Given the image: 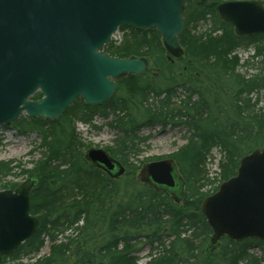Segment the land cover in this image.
I'll return each instance as SVG.
<instances>
[{"label":"trees","instance_id":"1","mask_svg":"<svg viewBox=\"0 0 264 264\" xmlns=\"http://www.w3.org/2000/svg\"><path fill=\"white\" fill-rule=\"evenodd\" d=\"M185 2V27L179 37L184 53L180 58L169 59L156 29L141 31L123 26L122 41H112L104 54L122 60L146 58L150 64L147 73L119 78L114 98L101 107L78 99L57 121L24 116L15 123L14 129L20 134L37 133L41 140L37 149L44 150L31 170H22L35 181L30 193L31 214L39 219V227L0 264H69L73 257L74 264H138L137 254L146 245L152 251L147 264L264 263V243L260 241L236 243L224 237L212 243V230L200 212L203 201L218 191L202 193L211 182L202 175L203 162L214 148L224 155L221 183L237 174L243 156L264 149V111L253 113L252 105L243 98L254 89L264 88V73L246 80L236 71L239 59L235 55L238 47L256 44V55L260 56L264 35L238 37L233 26L217 13L223 0ZM209 20L211 34L195 36L197 25ZM220 31L221 35H212ZM151 67L166 84L149 76ZM178 88L189 93L180 105H174ZM41 98L37 93L32 100ZM98 114L115 117L110 126L117 130L116 148L107 151L127 169L118 180L83 157L84 145L75 124L91 125ZM180 125L187 128L190 137L185 147L169 157L184 182L183 195L177 198L138 184L128 173V169L138 168L129 167L128 161L136 151L137 134L143 129ZM17 169H22L21 163H0V181ZM17 187L9 186L11 190ZM67 232L74 235L57 243L58 236ZM45 238L52 244L51 252L38 259ZM251 247H260L263 256L251 255ZM159 248L162 253L154 257ZM24 259L29 261L23 263Z\"/></svg>","mask_w":264,"mask_h":264},{"label":"water","instance_id":"2","mask_svg":"<svg viewBox=\"0 0 264 264\" xmlns=\"http://www.w3.org/2000/svg\"><path fill=\"white\" fill-rule=\"evenodd\" d=\"M184 9L185 0H0V126L23 114L58 120L78 98L101 106L114 97L115 79L146 73V58L122 60L103 53L122 26L156 29L169 57L180 58ZM217 12L239 37L264 34L262 2L226 1ZM38 92L42 99L32 101ZM84 158L112 179L126 172L105 150L89 149ZM136 182L177 198L184 191L172 159L145 164ZM34 186L29 179L14 191L0 192V259L38 229L39 220L30 213ZM200 211L214 244L223 237L264 242V150L243 157L237 175L206 198Z\"/></svg>","mask_w":264,"mask_h":264},{"label":"rangeland","instance_id":"3","mask_svg":"<svg viewBox=\"0 0 264 264\" xmlns=\"http://www.w3.org/2000/svg\"><path fill=\"white\" fill-rule=\"evenodd\" d=\"M226 1L243 0H223V2ZM209 22H200L197 25V28L193 30V34L195 36L202 37L206 34H211V30H209L211 20H209ZM124 34V32L119 30L112 41H116V43L119 44L122 41ZM212 35L214 37L219 36L221 35V31L212 33ZM262 46L264 47L263 44ZM257 48L258 45L256 44H252L247 48L241 46L238 47V50L235 53L236 57L239 59V65L236 71L240 75H243L246 80L264 73V52H262L260 56H257ZM169 59L172 58L169 57ZM151 69L152 70L149 76L155 78L158 77L157 79L159 80L160 78L157 74L158 71L155 69V67H151ZM120 80H118V82ZM122 81L124 80L122 79ZM159 83L166 84V81L165 79H161L159 80ZM188 93L189 92H187L185 89L178 88L177 94L173 98L174 105H180L181 101L185 100ZM243 98L250 102L253 113L264 111V88L254 89V91L251 93L243 95ZM194 99H196V97ZM79 113L80 110L76 112V115H79ZM114 119V116L104 118L98 114L95 116L91 125H85L81 122H76V133L80 139L79 141L84 145L82 148L83 157L89 149H101L107 151L116 148V141L118 138L116 132L117 130L110 126V123H112ZM189 137L190 134L184 125H180L176 128L168 126L167 128L162 129L160 126H156L154 128L143 129L139 134H137V140L135 142L137 145L135 148L136 151L130 155L128 161L129 167L138 169H128V173L133 174L136 178L144 164L158 161L155 160L156 158H161L159 160L169 158L170 155L178 152L179 149L187 145V139ZM40 143L41 140L37 136V133L27 132L20 134L14 129V125L0 126V163L12 162L14 166L20 163L22 164L21 170H15L13 175L3 178V180L0 181V192L11 190L9 186H20L29 180V175L22 174V170H31L34 167V163H37L43 157L44 150L37 149ZM223 156L224 155L219 148H214L210 156L206 159V162H203L205 171H202V175H205V178H208L211 182H209L208 185L202 190V193H213L219 187L224 175V172L220 169V165L223 162ZM13 190L14 189H12V191ZM73 235L74 234L71 232H67L64 235H59L57 243L65 242L67 237ZM166 243L168 245L169 240H166ZM51 246L52 244L50 241L45 238V246L36 258L40 259L48 257L51 252ZM151 252L150 246H144L141 252L137 254L139 260L138 264H147L150 261L149 257ZM248 252L251 255L257 256L259 258L263 256V252L260 247H251L249 248ZM160 253H162V251L159 248V250L154 251L153 256L158 257ZM74 259L75 257L71 258L69 264H74ZM28 261V259H24L23 263ZM240 264H246V262H242Z\"/></svg>","mask_w":264,"mask_h":264},{"label":"flooded vegetation","instance_id":"4","mask_svg":"<svg viewBox=\"0 0 264 264\" xmlns=\"http://www.w3.org/2000/svg\"><path fill=\"white\" fill-rule=\"evenodd\" d=\"M154 75V74H153Z\"/></svg>","mask_w":264,"mask_h":264}]
</instances>
